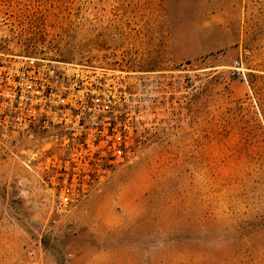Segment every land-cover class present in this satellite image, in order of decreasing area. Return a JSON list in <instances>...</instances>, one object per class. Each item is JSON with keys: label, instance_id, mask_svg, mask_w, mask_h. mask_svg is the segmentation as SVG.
Masks as SVG:
<instances>
[{"label": "rangeland", "instance_id": "1", "mask_svg": "<svg viewBox=\"0 0 264 264\" xmlns=\"http://www.w3.org/2000/svg\"><path fill=\"white\" fill-rule=\"evenodd\" d=\"M0 54L198 80L185 130L61 210L46 134L0 142V264H264V0H0Z\"/></svg>", "mask_w": 264, "mask_h": 264}, {"label": "built area", "instance_id": "2", "mask_svg": "<svg viewBox=\"0 0 264 264\" xmlns=\"http://www.w3.org/2000/svg\"><path fill=\"white\" fill-rule=\"evenodd\" d=\"M243 75L240 60L232 66ZM186 64L125 72L99 65L0 54V142L35 131L46 146L36 162L58 210L85 196L113 166L135 158L152 133L190 121L198 80Z\"/></svg>", "mask_w": 264, "mask_h": 264}]
</instances>
